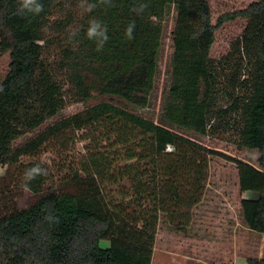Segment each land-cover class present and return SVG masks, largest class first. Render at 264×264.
<instances>
[{
    "label": "trees",
    "instance_id": "obj_1",
    "mask_svg": "<svg viewBox=\"0 0 264 264\" xmlns=\"http://www.w3.org/2000/svg\"><path fill=\"white\" fill-rule=\"evenodd\" d=\"M41 2L39 15H19L17 0H0V52L10 54L0 78V166L7 169L0 178V264H152L161 218L200 203L208 157L217 154L170 126L207 135L232 115L238 146L259 154L257 165L231 159L240 191L250 193L241 201L243 221L264 235V0L216 24L205 0H113L111 7L88 0L98 4L91 12L80 0ZM138 3L148 5L140 14L133 11ZM172 12L165 126L135 109L151 105ZM92 18L108 27L102 49L86 36ZM240 18L247 20L242 37L228 55L212 59L217 29ZM133 21L129 40L125 29ZM222 78L231 91L219 87ZM91 101L42 129L69 105ZM78 142L86 144L84 155L56 181L40 157L53 149L63 155ZM33 166L47 175L24 188ZM20 187L35 195L56 190L20 209ZM49 213L55 222L45 219Z\"/></svg>",
    "mask_w": 264,
    "mask_h": 264
},
{
    "label": "rangeland",
    "instance_id": "obj_2",
    "mask_svg": "<svg viewBox=\"0 0 264 264\" xmlns=\"http://www.w3.org/2000/svg\"><path fill=\"white\" fill-rule=\"evenodd\" d=\"M211 11V22L224 14L247 8L257 0H205ZM175 12L164 23V34L160 56V67L156 89L147 108L135 109V112L158 124L168 126L162 120L164 96L169 84L172 57L174 53ZM247 24L246 19H237L225 23L217 29L215 42L211 48L210 57L219 60L228 55L231 46L242 37ZM10 54L0 52V78L9 72ZM245 73V72H244ZM244 76L243 79H247ZM223 91L232 89L220 80ZM240 92L237 88L236 95ZM114 101L113 98H104ZM88 105H69L62 115L47 123V128L62 117L75 114ZM223 105L224 102H223ZM237 116L225 117L216 128L208 127V134L202 135L176 127L170 128L214 151L208 157L207 182L201 194L200 203L193 207L176 210V218L162 217L153 253L152 264H247L249 258H264V235L249 230L242 216L241 201L248 198L250 193H242L239 187L238 169L232 158L257 165L258 152L238 146V126L234 121ZM84 144L78 142L71 145L70 151L60 155L50 150L42 154L40 162L48 166L54 173L56 181H61L62 175L68 172L69 166L74 165L84 155ZM75 161V162H74ZM66 167V168H65ZM65 168V170H62ZM6 168L0 166V178L6 175ZM56 189L48 188L41 195H35L20 187L15 192V201L20 209L36 204L42 197ZM172 209H176L172 206ZM102 246L108 245L103 241Z\"/></svg>",
    "mask_w": 264,
    "mask_h": 264
},
{
    "label": "clouds",
    "instance_id": "obj_3",
    "mask_svg": "<svg viewBox=\"0 0 264 264\" xmlns=\"http://www.w3.org/2000/svg\"><path fill=\"white\" fill-rule=\"evenodd\" d=\"M99 5L113 6V0H98ZM98 6L96 3H89L88 0H80L79 7L86 12H91ZM148 5L146 3H138L134 8L137 14L142 13ZM44 10V5L41 0H17V14L19 15H39ZM134 29L135 22H130L126 29L125 35L131 40L134 39ZM77 35V32L73 31L70 33L69 38H73ZM87 39L95 42L97 49H102L104 45L108 42V27L101 20L92 18L88 22V27L86 31ZM47 175V170L39 166H33L24 172L23 187L28 188L31 181L35 180L39 176ZM45 219L50 222H55L56 218L49 213Z\"/></svg>",
    "mask_w": 264,
    "mask_h": 264
},
{
    "label": "crops",
    "instance_id": "obj_4",
    "mask_svg": "<svg viewBox=\"0 0 264 264\" xmlns=\"http://www.w3.org/2000/svg\"><path fill=\"white\" fill-rule=\"evenodd\" d=\"M247 263V262H246Z\"/></svg>",
    "mask_w": 264,
    "mask_h": 264
}]
</instances>
